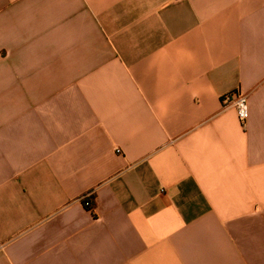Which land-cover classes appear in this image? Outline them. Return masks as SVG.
I'll return each instance as SVG.
<instances>
[{
  "label": "crops",
  "instance_id": "obj_1",
  "mask_svg": "<svg viewBox=\"0 0 264 264\" xmlns=\"http://www.w3.org/2000/svg\"><path fill=\"white\" fill-rule=\"evenodd\" d=\"M0 264H264V0H0Z\"/></svg>",
  "mask_w": 264,
  "mask_h": 264
},
{
  "label": "built area",
  "instance_id": "obj_2",
  "mask_svg": "<svg viewBox=\"0 0 264 264\" xmlns=\"http://www.w3.org/2000/svg\"><path fill=\"white\" fill-rule=\"evenodd\" d=\"M225 101L231 102L233 105H235L238 116L242 123H245L249 116H250V105L248 102V97L247 95L244 94H238V93H230L225 96ZM119 152L121 151L120 149L118 150ZM87 198V197H86ZM84 204L86 207H91L92 202L89 199H86L84 201Z\"/></svg>",
  "mask_w": 264,
  "mask_h": 264
}]
</instances>
